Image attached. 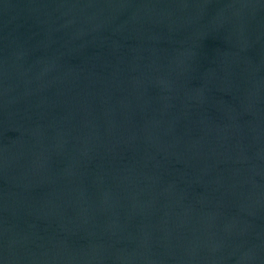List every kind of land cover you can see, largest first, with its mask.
Here are the masks:
<instances>
[{"label":"water","instance_id":"95a60500","mask_svg":"<svg viewBox=\"0 0 264 264\" xmlns=\"http://www.w3.org/2000/svg\"><path fill=\"white\" fill-rule=\"evenodd\" d=\"M0 264H264V0H0Z\"/></svg>","mask_w":264,"mask_h":264}]
</instances>
